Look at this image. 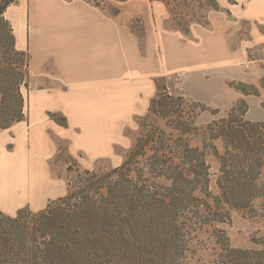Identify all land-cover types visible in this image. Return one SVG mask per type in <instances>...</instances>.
I'll return each mask as SVG.
<instances>
[{
    "label": "trees",
    "instance_id": "obj_1",
    "mask_svg": "<svg viewBox=\"0 0 264 264\" xmlns=\"http://www.w3.org/2000/svg\"><path fill=\"white\" fill-rule=\"evenodd\" d=\"M155 1L169 8L185 34L192 21L207 23L203 10L221 8L219 0ZM15 2L0 0V131L28 118L29 53L17 48L5 17ZM193 3L197 10L185 18L179 10ZM154 82L157 93L139 117L138 135L121 164L75 170L68 192L40 210L24 206L9 215L0 209V264H190L201 231L215 237L217 264H264V244L232 247L218 225L230 221L232 210H253V202L264 197V122L247 119L248 105L238 98L225 115L199 125L203 103L171 92L161 77ZM231 84L258 95L264 75L257 85ZM49 115L67 126L65 116ZM210 155L218 163L217 194L209 188Z\"/></svg>",
    "mask_w": 264,
    "mask_h": 264
},
{
    "label": "crops",
    "instance_id": "obj_2",
    "mask_svg": "<svg viewBox=\"0 0 264 264\" xmlns=\"http://www.w3.org/2000/svg\"><path fill=\"white\" fill-rule=\"evenodd\" d=\"M146 1L150 4L142 8L130 0L119 2L117 14L84 0H17L6 9L17 48H25L20 44L27 32L39 36L36 46L42 63L38 74L44 79L39 80L35 97L44 111L61 113L67 120L66 127L54 122V130H87L91 126L88 114L103 104L104 97L112 98L113 111L124 109L129 97L149 103L155 78L186 74L206 58L218 63L227 60L238 69L233 78L259 82L264 74V32L260 30L264 0H219L221 8L207 13V24L191 25L188 34L173 24L162 2ZM137 17L142 22L141 35L131 27ZM246 25L247 36L242 39L239 32L244 33ZM258 48L261 51L251 57ZM91 139L90 133L81 134L85 147ZM3 178L0 209L5 214L14 215L26 205L38 210L52 199L28 179ZM18 192L33 196L15 201Z\"/></svg>",
    "mask_w": 264,
    "mask_h": 264
},
{
    "label": "rangeland",
    "instance_id": "obj_3",
    "mask_svg": "<svg viewBox=\"0 0 264 264\" xmlns=\"http://www.w3.org/2000/svg\"><path fill=\"white\" fill-rule=\"evenodd\" d=\"M98 1L101 3L100 7L106 8L111 13L115 8L119 9V2H123L118 0ZM130 1L138 3L137 8H142L144 4H150L146 0ZM167 9L169 8L167 7ZM195 10H197L196 3H193L189 8L179 11L185 13L183 15L185 18H190ZM211 10L206 9L203 11L207 14ZM170 13L173 21V13L171 11ZM206 24L192 21L190 27L191 25L205 26ZM131 27L137 34L141 35V18H134ZM248 28L249 26L246 25L242 30L244 33L239 32L242 39L246 38ZM260 30L264 32V26L260 27ZM38 37L37 35L31 37L28 32L25 37H21L22 44L20 45L25 47L22 48L23 50L28 51L30 62V84L29 88L24 90L27 98L26 112H28V118L27 121L15 124L12 128L0 131V182L5 180L4 176L6 181L16 182L20 179H28L45 191L46 197L53 199L68 192L67 180L75 175V170L84 168L93 170L109 169L125 160L138 135V119L146 113L148 102L142 104L139 100L129 97L125 100L124 109L117 108L113 111L112 98L104 97L102 99L103 104L94 106L93 111L88 114L91 126L87 130L80 128L54 130V120L50 117L49 111H44L43 107L38 104L37 97H35L39 80L43 81L44 79L43 76L38 74L42 63L39 49L36 46ZM228 37L229 34L226 43L230 47ZM234 43L232 42L231 46ZM260 51L261 49L258 48L252 51L250 56H255ZM206 59L202 64L191 67L190 72L186 74H171L157 78L161 77L171 92L185 94L206 106V110L198 115L197 123L199 125L225 115L238 98L244 99L248 105L245 114L247 119L264 122V107L261 105L264 102V92L262 91L264 88L259 89L258 95H245L231 84L232 81L255 85L259 82L250 83L240 78H233V76H237L238 69L232 68L227 60L218 63L209 60V58ZM262 68L264 70V66ZM153 92V96H155L157 93L155 87ZM250 95L253 97L248 100L246 96ZM108 110L110 112H106ZM57 114L62 115L61 113ZM48 121L50 122L49 126L45 127L43 131L44 125ZM85 132L90 133L92 138L86 147L81 143V134ZM208 159L211 165L209 188L213 194H217L216 173L218 163L211 155ZM69 162L72 171L67 169ZM15 194V201L33 196L29 192ZM253 207V210L244 212L232 210L230 221L218 224L226 231L232 247L247 249H260L263 247L264 197L256 199L253 202ZM29 208L37 211L33 207ZM197 239L193 240L196 251H194V254L188 255V262L190 264H217L216 257L219 247L215 244V237L201 231Z\"/></svg>",
    "mask_w": 264,
    "mask_h": 264
}]
</instances>
